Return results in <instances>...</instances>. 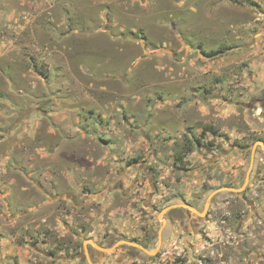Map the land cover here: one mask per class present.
Masks as SVG:
<instances>
[{
	"label": "rangeland",
	"instance_id": "1",
	"mask_svg": "<svg viewBox=\"0 0 264 264\" xmlns=\"http://www.w3.org/2000/svg\"><path fill=\"white\" fill-rule=\"evenodd\" d=\"M260 143L264 0H0V262L264 264Z\"/></svg>",
	"mask_w": 264,
	"mask_h": 264
},
{
	"label": "flooded vegetation",
	"instance_id": "2",
	"mask_svg": "<svg viewBox=\"0 0 264 264\" xmlns=\"http://www.w3.org/2000/svg\"><path fill=\"white\" fill-rule=\"evenodd\" d=\"M191 212L192 211L190 209H188L187 207L186 208H180V209L173 208V209H169L163 216L165 217V221H170L171 219H173L171 217L172 215H174L176 217L178 216V218H177L179 220L178 222L180 223V226H183L185 228V230H187V231L190 229L197 230L198 227L200 226L201 222L203 221V218L206 217L207 214L205 213L204 217H200L196 213H194V212L191 213ZM198 213H201V212H198ZM202 213H203V211H202ZM42 235H40L39 237H43ZM28 237L31 240L33 235H29ZM76 239H77V241H80L81 237L80 236L76 237ZM91 243L92 242H90L88 244H82L81 243V245L78 247V250L75 246L74 249L76 250V252H75L76 255L73 257L76 258L77 260L81 261L82 263L97 264L99 259L101 258L102 251H100L99 249H96ZM103 245L104 244L102 242H99V243H97L96 246L98 248L102 249ZM138 246H141L143 249H145L143 245H138ZM118 248H122V249L125 248L123 250H125V252H127L128 255H131L132 257H139V258L144 259V255H146L142 249L135 247V246L127 245L125 243L120 244L118 246ZM52 257H55V256H52ZM0 264H6V263L0 262Z\"/></svg>",
	"mask_w": 264,
	"mask_h": 264
},
{
	"label": "water",
	"instance_id": "3",
	"mask_svg": "<svg viewBox=\"0 0 264 264\" xmlns=\"http://www.w3.org/2000/svg\"><path fill=\"white\" fill-rule=\"evenodd\" d=\"M260 145V148L261 150L264 151V145L262 143L259 144ZM253 153H254V150L252 152V159L251 161H253ZM244 187H242L241 189H230V188H224L223 191L225 192H230V193H235V194H239L242 192ZM188 209H190L192 212L196 213L198 216L200 217H203L205 215V212H206V206L203 210V213H198L194 208L190 207V206H186ZM96 249H99L100 251H104V249H100L98 248L95 244L91 243ZM127 245H130V246H135V247H138L140 249H142L145 253H147L148 255H154L156 251H152V252H148L147 250L143 249L141 246H137L135 244H132V243H125ZM158 248V247H157ZM157 250V249H156Z\"/></svg>",
	"mask_w": 264,
	"mask_h": 264
},
{
	"label": "trees",
	"instance_id": "4",
	"mask_svg": "<svg viewBox=\"0 0 264 264\" xmlns=\"http://www.w3.org/2000/svg\"><path fill=\"white\" fill-rule=\"evenodd\" d=\"M223 52H224V49H223V51H222V49H220L219 51H214V52H211V53H207V55L209 57H214V56L218 55L219 53H223Z\"/></svg>",
	"mask_w": 264,
	"mask_h": 264
},
{
	"label": "crops",
	"instance_id": "5",
	"mask_svg": "<svg viewBox=\"0 0 264 264\" xmlns=\"http://www.w3.org/2000/svg\"><path fill=\"white\" fill-rule=\"evenodd\" d=\"M61 89H63V88H61ZM60 120V119H59ZM75 122H77V121H75Z\"/></svg>",
	"mask_w": 264,
	"mask_h": 264
}]
</instances>
